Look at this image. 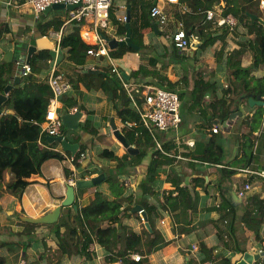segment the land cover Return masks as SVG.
Here are the masks:
<instances>
[{"label":"trees","instance_id":"obj_1","mask_svg":"<svg viewBox=\"0 0 264 264\" xmlns=\"http://www.w3.org/2000/svg\"><path fill=\"white\" fill-rule=\"evenodd\" d=\"M19 1L23 2V0ZM219 1L179 0L180 4L185 5L190 12L184 13L182 16L176 13L175 17L178 19L182 18L184 28L191 32L194 31L196 22L206 21V26H210L212 21L206 20L205 10L210 9L214 2L219 3ZM259 1L226 0L225 4L221 6L222 14L232 13L237 18L238 21L234 31L238 26H242L245 28L244 33L253 34L254 37L253 40L249 39L245 40V42H240L238 48L232 49L225 54L224 60L228 71V86L224 93L233 92L234 90V92H238V95H241L240 99L245 100L246 103H248V97L250 96L256 99H264V74L261 77L250 74L251 67H257L264 62V24L259 22L257 18H251L247 14L249 12L261 17L258 10ZM126 4L130 5V40L133 43H137L140 46L139 51L142 52L144 44L140 30L150 26L152 19L149 16V8L152 3L140 0H126ZM137 9L141 10L139 18ZM109 16L112 21L114 20L117 23V34L125 33V22L118 21L111 10ZM43 17L36 19V28L40 35L47 34L50 29L57 31L63 23V19L59 15L41 22ZM137 19H140V22ZM80 25L81 22L76 20H71L64 25L60 41V47L65 49L67 53V60L78 66L85 62L86 50L91 47L90 44L82 40L79 34ZM197 31L200 38H202L200 47L203 48L213 43L218 37L222 38L228 30H223L219 36H215L212 31L204 33L203 28H198ZM9 32L10 28L7 24H0L1 44L4 42L5 34ZM235 32L241 33V30ZM246 43L253 47V62L244 67L241 65V57ZM6 45H10V43H6ZM25 47L26 43L23 44L21 49L24 50ZM126 50L133 49L127 45H120L118 48L111 50L110 54L113 57H117ZM52 54V50H38L33 53L29 61L32 72H37L46 65ZM157 63V58L150 57L147 64H140L137 69L131 71L130 75L134 78L143 77L144 75L158 76L160 84L165 83L168 89H173L175 84L165 76L158 74L157 70H155ZM11 65V62L0 60V93L7 84ZM76 69L90 78L91 85L86 83L89 88L93 86L95 80H99L97 86L107 95L108 99L115 100L114 107L121 121L139 120V114L136 109L131 108L127 103L120 104L123 100L122 86L114 75L108 73L109 69L107 66L100 67V70L104 71L105 74L101 72L90 73L83 67ZM212 90V84L198 79L191 91L192 103L189 107L190 110L198 108L204 114L201 102L205 94L212 95ZM51 97L52 91L48 83L46 81H36L32 74H29L24 78L22 85H16L10 89L7 100L0 106V196L4 193H10L20 198L25 187L29 184L27 179L33 175L41 174L40 168L45 160L49 158L63 159L62 153L55 149L57 142H48L45 134L40 135L39 123L45 117ZM135 97L141 102L139 93H135ZM63 101L64 105L60 109V114L67 112V108L77 105L75 100L71 98H66ZM238 103L239 101H236V104L231 106L225 96L222 98L211 97L208 100L212 114L217 116L219 122L227 119L229 114L238 108ZM80 108L81 106L79 105L78 109ZM263 110V106L256 107L253 114V122L249 128L250 134L236 136L238 150L241 154L238 159L234 158L228 163L224 162L226 149L221 144L226 141V138L221 134L223 128L219 127L218 132H212L211 128L218 126L212 124L209 125V131H204L200 138L194 139V145L182 155L190 157L189 165H194L195 162L199 161L216 166L219 174L218 179H228L243 168L258 169L253 168V163L264 152ZM242 122H246V120L243 119ZM80 129L92 135L97 134L103 139L102 134L99 133L98 126L96 127L89 119L84 120L83 124L80 125ZM256 129H259L258 134L253 135L252 132ZM68 131L73 130L62 127V132L66 133ZM121 131L129 144L138 148L139 151L135 155H130L126 152L122 156H118L114 151L107 148L99 151L101 157L117 161V169L111 174H106L103 179L107 183V193L102 188H97L88 204L80 207L77 212L71 206L63 207L64 211L60 218L49 225L53 227V232L56 236V251L59 255L78 251L85 255L94 256L93 252L88 250V247L92 241H96L105 250L104 261L106 262H113L120 258L123 264H143L142 258L139 261H135L130 258L129 254L138 252L141 256H145L169 242L163 230L155 226L154 218L158 219L168 213L174 218L176 223L190 224L192 222L193 214L196 213L199 202L198 187H202V190L206 191L205 185L207 184L204 176H194L190 179V182L182 184L186 172L183 171V174H180L174 168H171L167 178L174 185V188L167 190L163 194V200H157V203L149 204L147 201L148 196L157 195L154 189L156 173L162 166L171 165L176 161L175 154L179 153L177 151L178 147L173 142H162V149L172 155L165 154L157 147L156 142L143 126L133 129L124 127L121 128ZM39 137L42 145L38 143ZM85 148L86 146L81 144L79 150L74 154L75 158ZM171 148L174 149V152L170 151ZM147 154L150 160L146 164L144 173L136 174L140 178L139 188L142 196L136 198L132 191L125 194V186L120 181L121 175L130 173L133 163L141 165L142 158ZM128 160L129 165L126 166L125 162ZM75 165L79 166L78 162L75 161ZM81 175L83 177V174ZM253 178H255L253 175L248 174L244 181L251 182ZM124 202H127L125 206L123 205ZM136 203L140 204L146 212L150 229L144 226L142 231L135 232L128 225L122 224V216L134 214L130 212V209ZM228 204L229 202L222 200L220 205L221 208L225 209L229 207ZM236 218L237 215L234 212L232 219L228 223V231L236 240V250L242 252L244 244H240L235 237V233L239 228ZM104 220L108 221L109 225L106 228H101L100 223ZM263 221L264 198H261L257 193H253L250 195L239 220L244 242L251 233H254L255 238L261 244L259 231ZM202 224L204 225V222ZM61 227H65L63 232L60 231ZM118 228L121 229L120 233ZM79 234L82 237V241L81 246L77 247L76 250L74 245L78 243ZM8 236L5 226L0 225V246L8 239ZM27 240L30 242L31 237L28 236ZM200 249L204 253V260H213L212 248L201 244ZM26 255V264H39V261L44 257V253L35 254L28 251ZM222 263L232 264L228 258H224ZM0 264H7L6 258L2 255H0Z\"/></svg>","mask_w":264,"mask_h":264},{"label":"crops","instance_id":"obj_2","mask_svg":"<svg viewBox=\"0 0 264 264\" xmlns=\"http://www.w3.org/2000/svg\"><path fill=\"white\" fill-rule=\"evenodd\" d=\"M6 1L8 0H0V24H7L10 28V32L5 34L4 42L2 44L0 43V60H3L2 58L7 51L14 50V54L21 53V48H23L24 43L28 44L31 37L40 35L38 29L33 28V22L36 21V19L33 16L32 10L24 4V0L23 2L19 0H9V4H6ZM125 3V0L118 5L115 3L117 7L115 12L121 13L123 11L122 5ZM217 5V3H214L211 7L215 12H218L219 9ZM164 7L170 14L166 30L169 33L173 30L178 20L183 22L182 18H176L175 14L178 13L182 16L184 13L190 12V10L183 4H167ZM184 7L186 8L185 10H183ZM216 7H218V9H216ZM140 13L141 10L137 9L138 18ZM55 15L56 11L52 9L43 17L41 22H45ZM64 16L65 11L61 14V18L63 19ZM137 20L140 22V19ZM153 21L154 20H152L151 23ZM151 23L150 26L140 30L144 44V48L141 50L142 52L139 51L140 46L138 50L132 48L133 50H126L123 52L124 54L122 53V57H118L116 60V64L120 67L124 78L134 89L132 92L134 96L135 93L140 94V91L148 88V86L168 87L165 83L160 84L158 76L144 75L143 77L134 78L130 75L131 71L137 69L140 64H147L148 58L150 57H155L158 60L155 67L157 73L173 82L175 84L173 89L178 92L179 96L181 94L180 114L182 105L185 104L190 107L192 103L191 91L198 79L212 84L213 87L212 95L209 96L205 94L201 102V108L204 110V114H202L198 108L191 110L200 115L193 126L189 127L188 122L182 119L180 127L176 132L170 130L158 133L161 142L169 141L175 144L176 142L173 140L175 134L181 137L183 143L185 138L198 139L204 131H209L210 124L218 125V127L222 129L221 122H219L216 115L212 114L208 105V100H210L211 97L222 98L225 96L227 102L230 103L231 106H234L236 101H239L238 108L234 111L239 110L241 114L231 119L229 125L221 130V134L226 138L225 143L227 144L224 162L228 163L234 158L238 159L241 154L238 150L236 136L240 134H250L249 128L253 122V114L257 105L250 106L245 100L243 101L240 99L241 95H238V92H234V90L233 92L224 93L228 86V71L224 60L226 53L232 49L238 48L240 42L251 39H246V37L247 35L253 37V34H247L245 36L238 34L239 36H235L232 34V32H234L233 29L232 31H227V34L223 35L222 38L218 37L213 43L206 45V47H200L202 38L199 37L198 44L194 43L185 50H178L172 46L168 38H165L161 34L163 30L158 28L160 33L156 35L151 27ZM194 25V31L192 32L197 34L198 28H203L204 33L212 31L215 36H219V34L226 29H220L211 25L206 26V21L196 22ZM29 33L32 34V36L26 41V37L29 36ZM223 41H225V43ZM6 43H10V45L7 46ZM161 45L164 47L169 46L170 48L160 52L158 49L161 48ZM209 46H211L210 50L208 49ZM252 49L253 47L249 45V43H246L241 57L242 66H248L253 62ZM168 51H170L169 55ZM63 52L66 54V62L63 64L64 59L62 62L63 66L61 65L63 59L61 55V57L59 56L58 66L64 72V78L70 83L71 88L58 98V106L61 108L64 105L63 100L71 98L75 100L77 105L69 107L67 110L72 111L74 107L78 109L80 105L81 108L78 110L82 112V115L77 129L66 133L61 130V132L66 140L78 144L76 152L79 150L81 144L86 146L82 151L84 152V156L83 159L78 160L79 166H76L75 162L68 159L70 152L63 150L58 142L55 149L62 153L63 159L49 158L45 160L40 168L41 174L33 175L27 179L29 184L25 187L20 198L10 193H4L0 196V225L5 226V230H7L9 235L4 244L0 246V255L6 258L7 264H26L27 251L35 254L44 253V257L39 261V264H98L99 262H104L106 264H123L120 258L113 262L104 261L105 250L96 241H92L88 247V250L92 251L94 256L85 255L78 251L59 255L56 251V236L53 232V227L49 226L51 224L29 223L22 220L23 216L37 217L45 214L60 204L61 200L65 197L66 184H68L69 178H73L74 180L79 178H90L99 173H104L105 178L106 174L115 172L117 169V161L107 157H101L99 155L101 149L107 148L112 150L118 156H122L127 152L121 143L113 136L108 125L110 117L114 118L117 126L121 122L114 107L115 100L108 99L107 95L97 86L99 80H95L91 88L87 87L86 83L91 85L90 78L83 75L82 72H78L76 69L79 67L88 69L92 66L99 69L100 67L107 66L109 69L107 61L104 58H95L86 55L85 62L78 66L67 60L65 49L62 53ZM173 54H175L176 57L181 56L182 58H187L188 64L190 62V64L195 65L190 77L187 76L189 69H185L186 67L183 68L173 62V60H175ZM49 71V63L47 62V64L41 67L37 72H32L31 74L36 81L45 82ZM250 71V74L261 77L264 74V62L257 67H251ZM23 80L24 79H21L18 85H22ZM124 103H127L128 106L133 108L129 99ZM85 119L91 120L96 127L98 126L99 133L102 134L103 139L97 134L92 135L80 129V125L83 124ZM243 119H245L246 122H242ZM225 120H229V116ZM262 120L264 122V110ZM258 131L259 129H256L252 134L256 135ZM107 133H111L110 136ZM189 148L191 147L181 145L178 146L177 151L182 154L188 152ZM170 151L174 152V149L171 148ZM183 156L187 157V159L183 161L188 162L190 160V157L187 155ZM149 160L150 157L147 154L142 158L141 165H135V163H133L134 165L132 164L131 172L121 175L120 181L123 182L125 179L130 181L129 185H125L123 182L125 194L132 191L136 198L142 196L139 188L140 178L136 176V174L144 173L146 164ZM125 164L126 166L129 165V160L126 161ZM194 164V167L198 171L196 173L192 171L193 168L185 169L184 167L180 171V166H175V170L180 174H183V171L186 172L182 184L190 182V179L194 176H204L207 184L205 185L206 191H203L202 187H198L199 202L197 204L196 213L193 214L192 222L190 224L176 223L174 218L168 213L158 219L154 218L155 226L163 230L169 242L150 254L142 256L143 264H200L210 261H212V264H224L222 263L224 258L230 259L233 264L246 250L253 253L264 250V221L259 231L262 241L261 244H259V241L255 238L254 233H251L244 242V238L242 239L237 234L238 230L241 231V227L239 226L235 233V237L240 244H244V250L242 252L236 250V240L230 234V231H228V223L232 219L234 212L238 220H240V216L245 209L250 195L257 193L261 198H264V181L253 178L250 182L252 184L251 189L246 192L244 197H239L236 195V189L241 185L248 174L243 171H238L228 179H218L219 174L216 166L199 161ZM263 167L264 152L259 156V159L253 163V168L261 169ZM170 168L171 165H167L156 173L155 178L158 177V179H155L154 189L157 195L148 196L147 201L149 204L157 203V200H163V194L166 193L167 190H172L174 188V185L167 178ZM206 171H214L215 174L210 175L206 173ZM81 174H83V177ZM103 179L100 181L101 183L99 182L100 184L97 183L98 185L94 184L75 190V202L78 204L79 208L89 203L97 188H102L107 193V183L104 182ZM136 193H140L141 196H137ZM222 200L229 202L228 208H221L220 204ZM126 204L127 202L123 203L124 206ZM63 211L64 208L62 207L59 218ZM130 212L134 214L122 216V224L128 225L135 232L142 231L143 226L140 221L136 219L142 218L141 215L139 212H132L131 209ZM136 213H138L139 216L136 215ZM161 220H163V222H161ZM202 222H204V225ZM142 224L144 223L142 222ZM108 225V221L106 220L100 223L101 228H106ZM64 230L65 227L60 228L61 232ZM118 232H121L120 228H118ZM28 236L31 237L30 242L27 240ZM81 241L82 237L79 234L78 243L74 245L76 250L77 247L81 246ZM201 244H204L208 248H212L213 260H204V253L200 249ZM193 245L197 247L195 250L192 249ZM134 253L139 254L138 252ZM134 253L129 254L130 258H132V254ZM259 259L264 261V256Z\"/></svg>","mask_w":264,"mask_h":264},{"label":"built area","instance_id":"obj_3","mask_svg":"<svg viewBox=\"0 0 264 264\" xmlns=\"http://www.w3.org/2000/svg\"><path fill=\"white\" fill-rule=\"evenodd\" d=\"M151 2L152 5L149 8V16L152 20H156L158 28L162 30L161 26H167L169 23L170 14L165 10V4H180L179 0H140ZM10 1H6L9 4ZM62 3L67 4H77L78 6L65 10V16L63 17V23L57 31H50L49 34H45L46 38L52 43V57L47 60L49 63V73L46 78L51 91L52 97L47 106L44 119L39 123L40 125V135H59L62 134V123L60 120V106H58V98L65 94L71 85L64 78V72L58 66V60L60 56V41L62 36V29L71 20L80 21L79 34L83 41L90 44L86 50V55L93 56L95 58H104L109 66V71L114 75L120 82L122 90L125 91L126 96H128L131 106L137 110L139 114V120H127L121 121L118 128H129L133 129L138 126H143L149 134L152 136L153 140L156 142L157 147L162 150L165 154H170L162 149L161 143L157 138V134L163 131L174 130L175 132L179 129L182 122L180 107L181 101L178 92L174 89H168L162 86H154L140 91L141 102H139L134 96L133 88L130 83L126 81L123 76L122 71L116 64L115 58L110 54L111 50L108 46L107 41L101 37V33L104 30L110 29L111 18L109 16L110 10L113 11L114 17L120 22H126L127 16L125 13V4L122 5L123 11L117 13L114 10V0H24V4L29 7L34 18H39V13L43 12L46 7L54 4ZM259 8L264 9V0L259 1ZM222 4L219 5L218 12L214 9L205 10V18L212 21L211 26H216L217 28H226L228 31H232L237 25V18L232 13L222 14ZM186 8L184 7L183 10ZM220 10V11H219ZM115 29V28H114ZM116 31V29H115ZM108 35V34H107ZM109 37H115L118 41L124 39L125 33L117 34L116 36L108 35ZM199 35L194 32L187 31L184 28V23L178 20L173 30L167 34V38L170 40L172 46L178 50H185L194 43L198 44ZM16 64H21L20 78L24 79L26 76L32 73V68L29 62H26L21 54L15 57ZM91 68H94L93 66ZM77 110L76 107L72 111ZM219 127L214 126L211 128L212 132H218ZM181 137L175 134L173 140L176 144H179ZM38 143L42 145L40 137L38 138ZM184 143L190 147L194 145V139L186 138ZM172 155V154H170ZM84 152H80L79 156L75 158L74 155L69 154L68 159L72 162L83 159ZM175 157L183 158L179 153L175 154ZM240 171L251 174L255 179H260L264 181V167L261 169H249L243 168ZM125 185H129V180H123ZM68 183L74 185L75 180L73 178L68 179ZM252 184L249 181H244L236 189V195L239 197H244L246 192L251 189ZM163 222V220H161ZM195 245L192 249H196ZM261 251V250H260ZM258 251V252H260ZM132 258L135 261H139L142 257L140 254H132ZM98 264H106L104 262H99ZM200 264H212L210 262H204ZM254 264H264V261L257 259Z\"/></svg>","mask_w":264,"mask_h":264},{"label":"water","instance_id":"obj_4","mask_svg":"<svg viewBox=\"0 0 264 264\" xmlns=\"http://www.w3.org/2000/svg\"><path fill=\"white\" fill-rule=\"evenodd\" d=\"M222 1V5L225 4L226 0H221ZM77 4H67L64 5L62 3H54L48 7L45 8V10L43 11L44 14H47L50 10H54V9H65V10H69V9H73L75 7H77ZM125 13L127 16L126 22H125V27H126V31H125V37L122 40H117L115 37H109L107 34L105 33H101V37L104 38L107 43L108 46L110 47V49H116L118 46L120 45H127L131 48H133L134 50H138L139 49V45L133 43L130 40V35H131V28H130V5L126 4L125 5ZM247 14L251 17V18H257L259 22H261L262 24H264V20H262L260 17H257L255 14L253 13H249L247 12ZM151 27L154 31V33L156 35H159V29H158V24L157 21L154 20L151 23ZM52 49V43L48 40V38H46L45 36L39 35V36H34L31 37L28 41V44H26V47L23 51V55L22 57L25 59L26 62L30 61L31 55L33 53H35L38 50H51ZM14 50L11 51H7L4 56H3V61L5 62H11V71L7 80V84L5 85V87L3 88V91L0 93V106L4 104V102L7 100L8 96H9V91L12 87H14L15 85H18L20 83V73H21V64H16L13 55H14ZM88 72L90 73H103L105 74L104 71L98 69V68H88L87 69ZM122 96H123V100L121 101V105L124 104V102L128 101V96H126L125 91L122 90L121 91ZM248 104L250 106H263L264 107V99H256L252 96L248 97ZM241 114V111H233L229 114V120H223L221 122V127L222 128H226L229 125V121L231 119H233L234 117H236L237 115ZM82 112L80 110H74V111H67V112H63L61 113L60 116V120L61 123L63 125L64 128L67 129H72L75 130L79 127V120L81 118ZM108 125L111 129V132L113 134V136L121 143V145L127 150L128 153L130 154H137L138 153V148H136L135 146L129 144V142L127 141L125 135L123 134V132L118 128L117 124L114 121L113 117H110ZM45 138L48 140V142H59L62 149L65 151L70 152V154L74 155L77 148H78V144L77 143H72L69 142L68 140H66L64 138V136L62 134L59 135H45ZM104 178V173H99L96 176H92L90 178H79L77 180H75V184H66V191H65V197L61 200L60 204H58L57 206H55L52 210L46 212L45 214H42L40 216L37 217H28V216H23L22 220L25 222H29V223H42V224H52L55 223L58 219H59V215L61 212V208L65 207V206H71L73 208V210L75 212H77L79 210L78 204L75 202V190L79 189V188H83V187H87L90 185H94L99 183L102 179ZM132 212H139L143 222H144V226L147 229H150L148 220H147V214L144 211V209L142 208V206L140 204H134L131 208ZM264 256V250H261L260 252H250L248 250L244 251L240 257L233 263V264H254L253 262H255L257 259H259L260 257ZM188 264V263H186Z\"/></svg>","mask_w":264,"mask_h":264},{"label":"rangeland","instance_id":"obj_5","mask_svg":"<svg viewBox=\"0 0 264 264\" xmlns=\"http://www.w3.org/2000/svg\"><path fill=\"white\" fill-rule=\"evenodd\" d=\"M124 0H114V2L118 5V4H120V3H122ZM126 1V0H125ZM214 3H217V2H214ZM116 4H114V10L116 11L117 10V7H116ZM218 5V7H219V4H223L222 3V1L220 0L219 1V3H217ZM125 5H126V3H125ZM167 4H165V6H166ZM259 6V5H258ZM218 7H216V9H218ZM220 8V7H219ZM258 10H259V12H260V14H261V19L262 20H264V9H259L258 8ZM53 11H56V15H59V16H61V14H63V12H64V10L63 9H54ZM33 16H34V14H33ZM43 16H46V14H44L43 12H41V13H39V18H42ZM112 19V18H111ZM43 21H45V20H43ZM116 25H117V23L113 20H111V22H110V26H111V28L110 29H106V30H104V33L105 34H110L111 36H116L117 35V29H116V31H115V29L114 28H116ZM33 28H36V21H34L33 22ZM30 28V27H29ZM161 28H162V35L165 37V38H167V34H168V32L166 31L167 30V26H161ZM37 29V28H36ZM239 31V30H241V33H236L235 31ZM244 30H245V28H243L242 26H238L237 28H236V30L234 31V32H232V34L233 35H235V36H239L238 34H241V35H247L246 33H244ZM50 31H52V29H50L49 31H48V33L47 34H49V32ZM39 33V32H38ZM227 34V33H226ZM30 36H32V34H30L29 33V36H27L26 37V41L30 38ZM253 36V35H252ZM247 38H251V40H253L252 38L253 37H250V35H247V37H246V39ZM248 40V39H247ZM224 43H225V41H223ZM168 46V45H167ZM166 47V46H165ZM163 45H161V48H159L158 49V51H160V52H163L164 51V49L165 50H167V48H170L169 46L168 47H166L165 48ZM208 49L210 50L211 49V46H209L208 47ZM64 49L63 48H61V52H60V57H61V55L63 56V59H62V61H61V65L63 66V64H65V62H66V54H64V52L62 53V51H63ZM169 53H170V51H168V55H169ZM223 53V52H222ZM124 54V53H123ZM123 54H121L120 56H117V57H114L115 58V61L117 60V58L118 57H122V55ZM157 54H159V53H157ZM173 57L175 58V60H173V62H175V63H177V65H179V66H181V67H183V68H185V69H189V71L187 72L188 73V75L187 76H191V73H192V71L194 70V67H195V65H193V64H190V62H189V64H188V62H187V58H182L181 56L180 57H176L175 56V54H173ZM173 58V59H174ZM65 59V60H64ZM63 60H64V62H63ZM159 60H160V58H159ZM161 61V60H160ZM62 62H63V64H62ZM118 62V61H117ZM59 64V63H58ZM63 69H65L64 67H62ZM120 68V67H119ZM108 73L110 74V75H112L109 71H108ZM200 115H198L197 113H195V112H193V111H191L190 110V108L188 107V105L186 106L185 104L184 105H182V108H181V118L183 119V121H186V122H188V126L189 127H192L193 126V124L195 123V121H197V119H198V117H199ZM109 132V131H108ZM107 134H109V136H110V134L111 133H107ZM157 136V138H158V140L160 141V143L162 144V142H161V139H160V137H159V135L157 134L156 135ZM186 139V138H185ZM57 144H58V142H57ZM175 145L178 147V146H185L186 144L185 143H183V141H182V139H180V141H179V144H176L175 143ZM225 149H226V146H227V144L224 142L223 144H221ZM188 146V145H187ZM188 147H190V146H188ZM149 150H151V149H149ZM180 154V153H179ZM183 154V153H182ZM182 154H180L181 156H183ZM185 157V156H184ZM187 159V157L185 158V159H183V158H178L177 160H176V162H173L172 164H171V168H174L175 169V166L176 165H178V166H180V171L185 167V169H189V168H193V172L194 173H196V172H198L197 170H196V168L194 167L195 166V164L194 165H189V161L188 162H186V161H183V160H186ZM77 162V161H76ZM167 166V165H166ZM166 166H164V167H166ZM163 166H162V168H164ZM188 167V168H187ZM161 168V169H162ZM170 168V169H171ZM178 170V171H179ZM206 173H208V174H215V172L214 171H206ZM246 173V172H245ZM247 174V173H246ZM155 179H158V177H156ZM245 179V178H244ZM137 194V193H136ZM138 195H140L141 196V194L139 193V194H137V196ZM150 196V195H149ZM132 208V207H131ZM140 214V213H139ZM138 221H140V223H141V225L144 227V224H142V222H143V219L142 218H136ZM144 223V222H143ZM236 223L237 224H239V220H238V218H236ZM239 226H240V224H239ZM238 236L239 237H241L242 239L244 238L243 237V233L240 231V230H238Z\"/></svg>","mask_w":264,"mask_h":264},{"label":"clouds","instance_id":"obj_6","mask_svg":"<svg viewBox=\"0 0 264 264\" xmlns=\"http://www.w3.org/2000/svg\"><path fill=\"white\" fill-rule=\"evenodd\" d=\"M42 36H43V35H42ZM20 50H21V49H20ZM18 54L23 55V51L21 50V53L19 52ZM18 54L15 53V54L13 55V58L15 59V57H16ZM109 72H110V71H109ZM20 80H21V78H20ZM120 130H121V129H120ZM141 257H142V256H141Z\"/></svg>","mask_w":264,"mask_h":264}]
</instances>
